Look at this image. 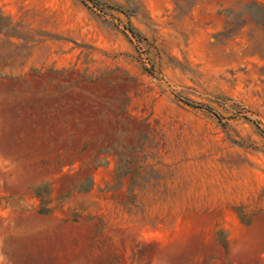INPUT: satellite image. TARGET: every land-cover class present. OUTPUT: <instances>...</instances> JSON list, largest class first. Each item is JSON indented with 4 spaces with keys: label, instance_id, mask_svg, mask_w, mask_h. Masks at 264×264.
<instances>
[{
    "label": "rangeland",
    "instance_id": "rangeland-1",
    "mask_svg": "<svg viewBox=\"0 0 264 264\" xmlns=\"http://www.w3.org/2000/svg\"><path fill=\"white\" fill-rule=\"evenodd\" d=\"M0 264H264V0H0Z\"/></svg>",
    "mask_w": 264,
    "mask_h": 264
}]
</instances>
